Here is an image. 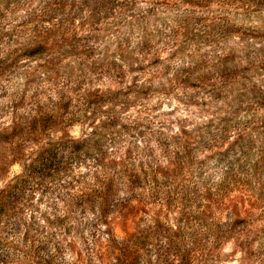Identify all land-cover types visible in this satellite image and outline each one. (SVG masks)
I'll list each match as a JSON object with an SVG mask.
<instances>
[{
	"label": "clouds",
	"instance_id": "9594fccd",
	"mask_svg": "<svg viewBox=\"0 0 264 264\" xmlns=\"http://www.w3.org/2000/svg\"><path fill=\"white\" fill-rule=\"evenodd\" d=\"M0 264H264V0H0Z\"/></svg>",
	"mask_w": 264,
	"mask_h": 264
}]
</instances>
